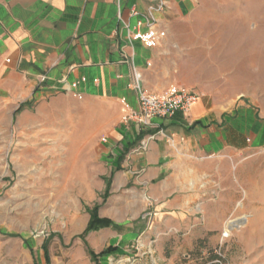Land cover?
Returning a JSON list of instances; mask_svg holds the SVG:
<instances>
[{"label": "rangeland", "instance_id": "1", "mask_svg": "<svg viewBox=\"0 0 264 264\" xmlns=\"http://www.w3.org/2000/svg\"><path fill=\"white\" fill-rule=\"evenodd\" d=\"M235 3L248 17L201 23L191 15L158 32L146 89L193 90L219 111L238 101L264 107V79L250 80L254 94L241 96L227 79L236 26L264 40L252 33L264 27L263 1ZM24 106L0 112V264H264V149L221 155L216 175L195 178L201 191L165 192L156 181L146 192L113 191V172L99 190L90 175L107 128L102 105L64 98L28 113ZM94 208L110 225L85 231Z\"/></svg>", "mask_w": 264, "mask_h": 264}, {"label": "crops", "instance_id": "2", "mask_svg": "<svg viewBox=\"0 0 264 264\" xmlns=\"http://www.w3.org/2000/svg\"><path fill=\"white\" fill-rule=\"evenodd\" d=\"M235 1L167 0L168 8L157 14V30L163 32L191 15L201 23L214 16H246ZM149 4L150 0H0V112L24 104L28 113L64 98L99 103L100 126L107 128L99 145L101 162L89 174L97 177L99 190L105 186L101 176L113 172V191L146 192L153 181L165 192L201 191L195 178L216 175L221 155L264 149V107L238 101L219 111L200 99L186 114L155 120L171 138L151 142L142 154L134 152L144 134L122 119L138 108L130 86L133 72L140 74L145 87L159 42L148 46L139 39L129 41L124 23L133 27L137 17L129 10L144 13ZM235 31L241 39H233L226 53L227 79L237 90L234 95H251L249 81L264 79V40H251L243 24ZM259 32L264 33L263 26L252 29L253 36ZM66 180L72 183L73 173L67 172Z\"/></svg>", "mask_w": 264, "mask_h": 264}, {"label": "built area", "instance_id": "3", "mask_svg": "<svg viewBox=\"0 0 264 264\" xmlns=\"http://www.w3.org/2000/svg\"><path fill=\"white\" fill-rule=\"evenodd\" d=\"M167 4V0H150L144 13H139L135 8L130 9L129 15L137 17V21L131 28L124 23L128 40L139 39L148 46H154L159 39L157 14L167 9ZM119 19L121 20L120 15ZM44 80V76L39 79L41 83ZM130 86L137 98L138 108L126 113L122 122L136 124L139 131L144 133L139 145L134 150L138 154L146 152L151 142L159 138L167 140L172 137L166 134L161 124L155 121L156 119H171L177 112L186 114L199 100V95L188 89H175L159 93L148 91L143 85L140 74L136 72H133Z\"/></svg>", "mask_w": 264, "mask_h": 264}, {"label": "trees", "instance_id": "4", "mask_svg": "<svg viewBox=\"0 0 264 264\" xmlns=\"http://www.w3.org/2000/svg\"><path fill=\"white\" fill-rule=\"evenodd\" d=\"M144 133H141V136L143 135ZM90 214H91V219L86 227V230L85 231H89V230H94V229H97L99 227H105V226H108L110 225V221L107 220V219H101V218H98L96 216V208H94L93 210L90 211ZM111 249H106L105 251L101 252V254H105V253H108L110 252ZM90 256L92 258H95L96 255H94L92 252H89Z\"/></svg>", "mask_w": 264, "mask_h": 264}, {"label": "bare ground", "instance_id": "5", "mask_svg": "<svg viewBox=\"0 0 264 264\" xmlns=\"http://www.w3.org/2000/svg\"><path fill=\"white\" fill-rule=\"evenodd\" d=\"M231 227H232V225H228V226L225 227V233H226L227 236H228V234H229V232L231 230Z\"/></svg>", "mask_w": 264, "mask_h": 264}]
</instances>
